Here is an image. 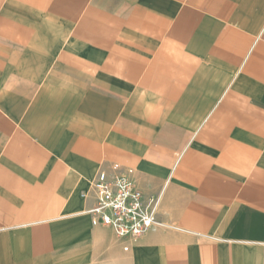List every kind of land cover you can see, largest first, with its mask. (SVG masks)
Instances as JSON below:
<instances>
[{"label":"crops","instance_id":"obj_1","mask_svg":"<svg viewBox=\"0 0 264 264\" xmlns=\"http://www.w3.org/2000/svg\"><path fill=\"white\" fill-rule=\"evenodd\" d=\"M0 264H264V0H0Z\"/></svg>","mask_w":264,"mask_h":264},{"label":"built area","instance_id":"obj_2","mask_svg":"<svg viewBox=\"0 0 264 264\" xmlns=\"http://www.w3.org/2000/svg\"><path fill=\"white\" fill-rule=\"evenodd\" d=\"M108 177L103 173L92 183L97 204L88 210L94 225L111 227L118 238L137 242L152 227L159 224L155 201L147 202L137 186L133 170H121ZM125 250L129 249L126 245Z\"/></svg>","mask_w":264,"mask_h":264}]
</instances>
